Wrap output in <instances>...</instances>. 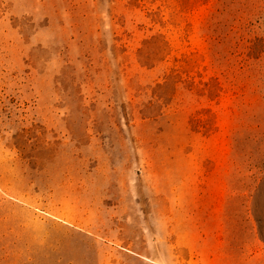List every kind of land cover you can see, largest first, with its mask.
<instances>
[{"label": "rangeland", "instance_id": "rangeland-1", "mask_svg": "<svg viewBox=\"0 0 264 264\" xmlns=\"http://www.w3.org/2000/svg\"><path fill=\"white\" fill-rule=\"evenodd\" d=\"M0 264H264V0H0Z\"/></svg>", "mask_w": 264, "mask_h": 264}]
</instances>
